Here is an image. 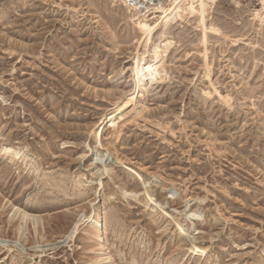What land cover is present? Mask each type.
Segmentation results:
<instances>
[{
  "label": "rangeland",
  "instance_id": "rangeland-1",
  "mask_svg": "<svg viewBox=\"0 0 264 264\" xmlns=\"http://www.w3.org/2000/svg\"><path fill=\"white\" fill-rule=\"evenodd\" d=\"M130 13L0 0V264H264L261 0H216L175 24L158 64L157 35ZM131 99L140 112L114 146L107 124L96 151L98 124ZM102 207L106 255L87 221Z\"/></svg>",
  "mask_w": 264,
  "mask_h": 264
},
{
  "label": "bare ground",
  "instance_id": "bare-ground-1",
  "mask_svg": "<svg viewBox=\"0 0 264 264\" xmlns=\"http://www.w3.org/2000/svg\"><path fill=\"white\" fill-rule=\"evenodd\" d=\"M215 2L216 0H168L166 5L160 7L159 11H156V12H159L157 19H155L156 16L152 18H147V17H141L139 15L130 13L131 14L130 20L136 24L139 31L143 34L144 36L143 38L147 40V42L149 41L154 42V38L157 35L158 42H155L156 51L154 53V62L155 64H158L163 60L165 56L163 52H167L168 49L170 48V45L172 44V41L167 36L169 29L173 27L175 24H179V23L181 24L185 21L189 22L191 19L194 20L197 17H202L208 14L213 9ZM261 3H262V8L264 9V0H261ZM256 14H258L260 18L263 17L261 10H257ZM202 19L204 18L202 17ZM232 41L233 42L237 41V39H232ZM161 46H164V48L160 49ZM160 66H161L160 64L155 65V67L149 66L148 74L146 77L148 78L149 76L153 82L163 79L165 75V69L163 67L161 68ZM142 81H144V78L139 77L137 83H139L140 85ZM134 99H131L125 102L124 105H120L114 111L109 112L107 116L98 124L97 129L93 132V137L96 143L94 148L96 151H99V148L101 149L104 148V144H103L104 138L103 137L105 133V127L107 124H109V127L112 128L111 136L108 139L109 141L107 144L114 146V144L117 143L118 139L123 134L125 123L130 121L131 117L134 114H136L137 112H140L139 107L136 106V102L133 103L134 106L129 111H126L128 108H130L132 104L130 102L135 101ZM4 149H5V153L10 151V148L8 146L4 147ZM99 153L101 154L103 152H99ZM109 154L110 152L106 154L103 153V155H109ZM116 163L120 164L119 161H116ZM125 167L133 175H137L141 179H143L141 174L137 171L136 168L131 167V166H125ZM112 171L113 169L109 168V176H111ZM145 183L146 182L143 180V184ZM148 191H146V194L148 193ZM158 206L161 208L160 204L157 205V208ZM105 212H106V207H102L99 211L94 213L87 220L89 221L90 227H91V235L89 236V240L91 243H94L97 245L96 249L99 251L100 255L101 254L106 255L105 246L102 243V233H103V228H104L103 221H104ZM174 212L176 211L174 210ZM164 213H166V216L168 217V219H170L171 217L174 220H176L179 226L180 234L184 235L185 237H189L190 234L187 232L185 224L181 223V221L178 218L174 217L173 214H169L167 212H164ZM23 214H24V217L29 215L28 213H23ZM184 239L187 240V238H184ZM190 252L198 256L206 255L208 252V246L202 245L201 243H199V241H197L196 237H193L191 240ZM103 259H106V258H103Z\"/></svg>",
  "mask_w": 264,
  "mask_h": 264
},
{
  "label": "built area",
  "instance_id": "built-area-1",
  "mask_svg": "<svg viewBox=\"0 0 264 264\" xmlns=\"http://www.w3.org/2000/svg\"><path fill=\"white\" fill-rule=\"evenodd\" d=\"M128 11L141 17L152 18L159 15V8L168 0H119Z\"/></svg>",
  "mask_w": 264,
  "mask_h": 264
}]
</instances>
